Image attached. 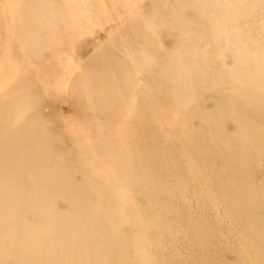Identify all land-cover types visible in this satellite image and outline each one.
<instances>
[{"label": "bare ground", "instance_id": "obj_1", "mask_svg": "<svg viewBox=\"0 0 264 264\" xmlns=\"http://www.w3.org/2000/svg\"><path fill=\"white\" fill-rule=\"evenodd\" d=\"M0 264H264V0H0Z\"/></svg>", "mask_w": 264, "mask_h": 264}, {"label": "rangeland", "instance_id": "obj_2", "mask_svg": "<svg viewBox=\"0 0 264 264\" xmlns=\"http://www.w3.org/2000/svg\"><path fill=\"white\" fill-rule=\"evenodd\" d=\"M127 19H128L127 16L121 11H119L117 12L113 21H111L104 29L96 28L92 35L84 36L80 40V43L78 45V52H77L78 61L85 59L91 53V51L96 45L106 41L109 32H113L116 29H121L122 27H124L128 23ZM255 20H259V17L258 16L254 17V15L251 12L250 13L246 12L244 16L243 24L247 25L250 21L254 22ZM225 55L227 54L226 53L223 54L224 57L222 62L218 59L213 62V68L215 69L221 68L224 71L229 70L227 68L229 65V61L231 63V59L229 56H225ZM229 75L230 74H228V81L223 82L221 85V88L224 91H229L231 88L230 82H232V77ZM57 106L63 113H69L71 111L75 112V110L72 109L65 101H59L57 103ZM45 116L48 118H53L52 111L49 109L46 110Z\"/></svg>", "mask_w": 264, "mask_h": 264}]
</instances>
